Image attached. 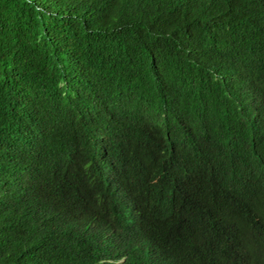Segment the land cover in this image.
I'll return each mask as SVG.
<instances>
[{
  "label": "trees",
  "instance_id": "1",
  "mask_svg": "<svg viewBox=\"0 0 264 264\" xmlns=\"http://www.w3.org/2000/svg\"><path fill=\"white\" fill-rule=\"evenodd\" d=\"M252 227L264 0H0V264H238Z\"/></svg>",
  "mask_w": 264,
  "mask_h": 264
},
{
  "label": "clouds",
  "instance_id": "2",
  "mask_svg": "<svg viewBox=\"0 0 264 264\" xmlns=\"http://www.w3.org/2000/svg\"><path fill=\"white\" fill-rule=\"evenodd\" d=\"M217 214H205V222L203 223L204 238L197 241L204 244L207 248L208 257L212 258L218 255L223 247V238L221 235V223L218 221ZM250 244L256 247L259 251L254 260L241 259L238 264H264V232L258 227H252ZM179 234V233H178ZM134 240L131 245L137 249L142 247V252L151 257L153 260H158L162 263L168 261L169 256L173 252H177L172 248V236L169 235L160 237L154 235H143L140 233L134 234ZM184 240L188 241L187 234ZM197 242H195L197 244ZM194 243V244H195ZM192 244L191 246H193ZM125 258L119 262H123Z\"/></svg>",
  "mask_w": 264,
  "mask_h": 264
}]
</instances>
